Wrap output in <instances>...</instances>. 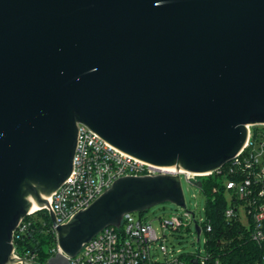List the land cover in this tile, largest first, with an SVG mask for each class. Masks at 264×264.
<instances>
[{"label": "water", "instance_id": "water-1", "mask_svg": "<svg viewBox=\"0 0 264 264\" xmlns=\"http://www.w3.org/2000/svg\"><path fill=\"white\" fill-rule=\"evenodd\" d=\"M80 125L158 167L221 170L264 126V0H0V264H37L14 234L71 175ZM166 203L186 205L178 175L120 178L65 225L50 212L45 264Z\"/></svg>", "mask_w": 264, "mask_h": 264}, {"label": "built area", "instance_id": "built-area-1", "mask_svg": "<svg viewBox=\"0 0 264 264\" xmlns=\"http://www.w3.org/2000/svg\"><path fill=\"white\" fill-rule=\"evenodd\" d=\"M253 128H250L249 139L243 151L227 164H230L231 173L241 170L247 172L248 176L241 182H227L226 188L230 201L234 196L237 199H244L243 204L238 207L239 211L243 209L246 214V222L243 220L242 222L247 227L253 226L251 227L252 238L258 244H263L264 165L261 162L264 161V126H256V131ZM158 175H178L182 185V176H184L189 186H196V178L200 177L177 171L175 168L158 167L143 162L114 148L89 128L80 125L71 175L49 198V208H38L33 210L29 216L41 210L48 213L53 212L58 224L65 225L77 213L89 208L118 179ZM182 208L186 211L189 220L194 222L198 240L202 234L205 236L206 231H211L210 227L203 226L204 218L196 219L193 213L187 211L186 205ZM239 211L237 212L232 207L228 208L225 213L226 218L232 219L236 214L239 215ZM29 224L24 219L16 232L20 234L25 232ZM183 226L184 223L180 217L163 219L160 234L143 216L137 213L126 214L119 227L104 229L91 241L85 243L74 258L68 257L69 264H189V260L197 264H208L210 258L205 249L204 253L182 254L179 250L174 251L169 248L166 231H180ZM196 227L200 228V234ZM52 230L55 233L53 226ZM206 242L205 236L204 245ZM53 251L55 255L62 252L58 244ZM177 253L180 254L176 255ZM15 256L21 260L36 263L34 255L29 256L28 253L24 256L19 255L16 248Z\"/></svg>", "mask_w": 264, "mask_h": 264}, {"label": "trees", "instance_id": "trees-1", "mask_svg": "<svg viewBox=\"0 0 264 264\" xmlns=\"http://www.w3.org/2000/svg\"><path fill=\"white\" fill-rule=\"evenodd\" d=\"M253 129L257 130L256 127ZM261 164L264 165V161ZM229 166L226 165L219 173L197 177L195 182L205 198L203 226L211 228V231L205 232L207 242L204 247L210 258L208 264H264V243L258 244L252 238L253 226L247 227L240 217L238 207L244 199L234 196L229 201L227 197L226 183L241 182L247 178L248 173L241 170L231 173ZM230 207L239 211V215L227 219L225 213ZM25 222L30 223L27 230L21 234L16 232L14 236L17 253L22 256L27 253L29 256L34 255L37 264H45L55 256L53 250L57 247L49 213L45 210L37 211L28 216ZM189 264L197 262L189 260Z\"/></svg>", "mask_w": 264, "mask_h": 264}, {"label": "rangeland", "instance_id": "rangeland-1", "mask_svg": "<svg viewBox=\"0 0 264 264\" xmlns=\"http://www.w3.org/2000/svg\"><path fill=\"white\" fill-rule=\"evenodd\" d=\"M182 180L187 211L193 213L196 216V219L200 220L201 218H204V196L200 193L196 186H189L185 182L184 176H182ZM227 197L230 201L229 194H227ZM240 215L241 219L246 222V214L243 209L240 210ZM174 217H180L184 223V226L180 231H166V237L168 239L167 244L169 248L174 249V251L179 250L182 254L204 253L205 236L202 234L198 240V235L195 232V224L186 216V211L184 208L174 204L166 203L152 208L143 215V218L146 221L151 222L154 228L157 229L160 234L162 220L172 219ZM180 253H177L176 255H179Z\"/></svg>", "mask_w": 264, "mask_h": 264}, {"label": "bare ground", "instance_id": "bare-ground-1", "mask_svg": "<svg viewBox=\"0 0 264 264\" xmlns=\"http://www.w3.org/2000/svg\"><path fill=\"white\" fill-rule=\"evenodd\" d=\"M36 209H38V208H34V207H33V210H36Z\"/></svg>", "mask_w": 264, "mask_h": 264}]
</instances>
